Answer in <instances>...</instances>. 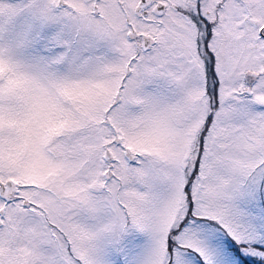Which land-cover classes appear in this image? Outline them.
Returning a JSON list of instances; mask_svg holds the SVG:
<instances>
[{
	"label": "snow or ice",
	"instance_id": "1",
	"mask_svg": "<svg viewBox=\"0 0 264 264\" xmlns=\"http://www.w3.org/2000/svg\"><path fill=\"white\" fill-rule=\"evenodd\" d=\"M0 264H264V0H0Z\"/></svg>",
	"mask_w": 264,
	"mask_h": 264
}]
</instances>
